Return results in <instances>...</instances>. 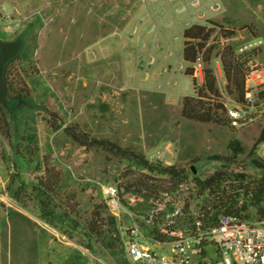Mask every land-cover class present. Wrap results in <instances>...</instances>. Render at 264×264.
Here are the masks:
<instances>
[{"label": "rangeland", "instance_id": "374dc122", "mask_svg": "<svg viewBox=\"0 0 264 264\" xmlns=\"http://www.w3.org/2000/svg\"><path fill=\"white\" fill-rule=\"evenodd\" d=\"M208 20L234 32L226 41L238 53L264 63V0H0V38L22 37L16 62L30 92L27 105L6 108L13 143L26 155L0 135V264H128L119 239L127 219L112 216L104 189L138 175L150 176L154 188L166 183L159 170L78 144L64 126L143 153L159 168L183 166L187 177L193 164L202 180L223 166L234 139L243 150L231 172H245V189L264 175L251 153L262 122L232 128L180 114L182 97L194 94L182 33L193 23L213 26ZM211 67L225 89L218 56ZM202 77L201 65L198 84ZM48 111L61 128L49 125ZM45 159L55 193L38 183ZM248 194L242 213L264 218Z\"/></svg>", "mask_w": 264, "mask_h": 264}, {"label": "built area", "instance_id": "2783aa9c", "mask_svg": "<svg viewBox=\"0 0 264 264\" xmlns=\"http://www.w3.org/2000/svg\"><path fill=\"white\" fill-rule=\"evenodd\" d=\"M201 65L195 64V77L201 74ZM248 65L240 100L221 90L232 128L264 121V63ZM253 155L264 162V141L256 144ZM193 175L153 190L135 191V186L126 190L121 177L105 187L112 216L127 219L119 225V239L128 264H213L212 253L223 264H264V218L254 221L242 211H227L230 201L237 208L244 205L242 178L227 174L219 183L201 188ZM220 197L227 203L217 205Z\"/></svg>", "mask_w": 264, "mask_h": 264}, {"label": "trees", "instance_id": "16d2710c", "mask_svg": "<svg viewBox=\"0 0 264 264\" xmlns=\"http://www.w3.org/2000/svg\"><path fill=\"white\" fill-rule=\"evenodd\" d=\"M208 23H193L184 28L182 57L187 63L184 69V73L192 77L194 94L185 95L181 100L180 114L182 117L196 120L200 122H215L225 123L229 125V121L225 116L224 105L221 99V90L217 82V77L211 67V60L213 57L218 56L223 72V78L225 79V89L231 94L235 100H240L244 92L245 74L249 70V63L252 61L251 52L238 53L236 48L226 41L232 38L233 31H218V25L208 20ZM218 31V32H216ZM16 57L8 60L4 66V77L7 85L8 104L6 107L0 104V135L6 139L18 155H26L25 148L18 146V143H13L12 133L9 120L6 116V108L10 105H14V108H21L27 105V98L29 97V89L23 81L21 70L16 62ZM202 62L203 80L198 84L194 76L195 64ZM49 117L47 121L53 129H59L63 126L60 122V118L56 112L48 111ZM64 132L71 137L78 144L85 147H100L106 153L111 156L119 157L120 159H127L133 161L139 165L146 166L149 170H159L167 175L164 178V182L173 181L177 179H183L186 177V168L177 167V165L158 167V164H151L148 162L146 156L143 153L136 152L127 147H121L114 141L108 138H98L91 136L85 131L78 130L73 126H64ZM264 141V121L262 122L261 129L258 137L252 147V154L256 144ZM227 148L231 151L228 156H223V166L217 167L207 178L199 179L196 175H193L196 182L200 184L201 188L209 186L214 183H219L220 180L228 178L227 174H234L236 178L245 177V172H231V169H227L226 166H232L236 163V157L238 153L242 152L243 148L237 140L231 139L227 143ZM31 154V152H30ZM253 162L257 165H261V162L253 159ZM53 167L50 166L48 159L44 162V173L42 177H39L38 183L43 187L45 194L55 193L56 191V179L54 178ZM150 176L138 175L133 178L132 182L126 181V190L135 186L134 190L139 191L141 187L145 189L153 190L154 184L149 181ZM248 181V180H247ZM165 183V185H166ZM157 184V183H156ZM249 186L245 189V192L251 191L249 195L250 203L252 205H258L257 213L264 217V205L260 202L264 199V175L259 178H251L248 181ZM254 184V185H253ZM230 185V184H229ZM227 203L224 197H220L217 205H223ZM227 211L240 212L244 211L247 206L245 204L240 207H234L233 201H230ZM41 211H46L45 203L41 205ZM70 211L76 212V208H70ZM98 213H96L97 215ZM246 216L245 214H242ZM98 218H93L92 221H96ZM110 223H113V218H110Z\"/></svg>", "mask_w": 264, "mask_h": 264}, {"label": "water", "instance_id": "95a60500", "mask_svg": "<svg viewBox=\"0 0 264 264\" xmlns=\"http://www.w3.org/2000/svg\"><path fill=\"white\" fill-rule=\"evenodd\" d=\"M22 43L23 39L21 36H17L15 39L10 40L0 38V104L4 107L8 104L4 66L8 60L14 58L19 53ZM190 169L193 174L197 172V169L193 164L190 166Z\"/></svg>", "mask_w": 264, "mask_h": 264}]
</instances>
